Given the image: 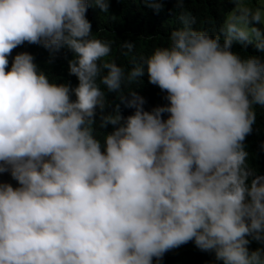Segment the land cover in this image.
<instances>
[{
	"label": "clouds",
	"instance_id": "9594fccd",
	"mask_svg": "<svg viewBox=\"0 0 264 264\" xmlns=\"http://www.w3.org/2000/svg\"><path fill=\"white\" fill-rule=\"evenodd\" d=\"M90 4L108 12V0H0V173L16 183L0 182V264H159L180 245L206 264H264V174L243 143L264 108V0H232L222 37L177 0L164 44L137 55L121 41L126 65L92 35ZM25 42L49 63L71 52L77 84L28 52L9 66ZM144 76L167 103L145 110L132 90Z\"/></svg>",
	"mask_w": 264,
	"mask_h": 264
},
{
	"label": "trees",
	"instance_id": "16d2710c",
	"mask_svg": "<svg viewBox=\"0 0 264 264\" xmlns=\"http://www.w3.org/2000/svg\"><path fill=\"white\" fill-rule=\"evenodd\" d=\"M151 2L153 0H108L107 13H101L98 7L90 4L85 15L90 22L92 35L101 40L111 41L112 52L108 58L115 59L118 64H127V58L121 56L118 51L122 40L133 41L137 55H146L154 46L166 42L168 31L179 24L176 20V14L180 11L177 7V0H154L161 5L158 10L149 6ZM183 4L185 10L195 17V23L192 26L204 28L210 33L214 31L219 33L223 14L233 6L232 0H183ZM219 34L223 36V33ZM232 50L239 52L240 46L234 44ZM246 51L253 53L254 49L248 46ZM19 52L30 53L37 66L48 73L56 83H68L70 86L77 84L76 77L67 71L66 57H71V52L68 50L61 49L49 63V53L43 47L25 42L12 49L8 56L9 66L12 57ZM132 90L144 98L145 110L167 103L164 99L165 93L157 86L150 84L146 76L132 85ZM108 95L112 98V94ZM125 95L127 96V92ZM133 111L131 107L120 110L126 115H130ZM255 111L256 121L252 125V131L245 136L243 143L250 155L249 161L252 166L258 173L264 174L262 164L264 158L263 160L260 158V153L264 151V108L256 106ZM257 246L256 241H250V250ZM165 253L169 255L166 258L162 257L159 264H195L196 262L206 264L207 256L191 246L182 249L180 245ZM153 261L155 264L156 258H153ZM213 262L221 264L214 257Z\"/></svg>",
	"mask_w": 264,
	"mask_h": 264
},
{
	"label": "rangeland",
	"instance_id": "374dc122",
	"mask_svg": "<svg viewBox=\"0 0 264 264\" xmlns=\"http://www.w3.org/2000/svg\"><path fill=\"white\" fill-rule=\"evenodd\" d=\"M0 182H8L10 184H12L13 186H16L15 182H11L8 177H7V173H0Z\"/></svg>",
	"mask_w": 264,
	"mask_h": 264
}]
</instances>
